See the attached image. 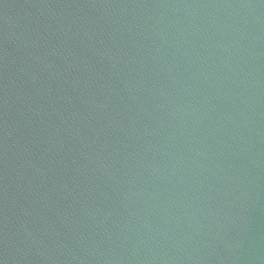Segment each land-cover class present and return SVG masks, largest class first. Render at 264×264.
<instances>
[{
	"label": "water",
	"instance_id": "95a60500",
	"mask_svg": "<svg viewBox=\"0 0 264 264\" xmlns=\"http://www.w3.org/2000/svg\"><path fill=\"white\" fill-rule=\"evenodd\" d=\"M0 264H264V0H0Z\"/></svg>",
	"mask_w": 264,
	"mask_h": 264
}]
</instances>
